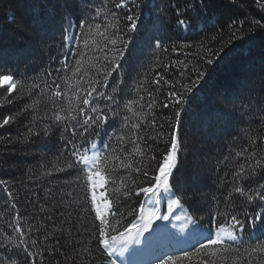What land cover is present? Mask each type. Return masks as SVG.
<instances>
[{"label":"snow or ice","instance_id":"6c2138e0","mask_svg":"<svg viewBox=\"0 0 264 264\" xmlns=\"http://www.w3.org/2000/svg\"><path fill=\"white\" fill-rule=\"evenodd\" d=\"M74 2L75 7L70 8L67 4L34 0L19 16L13 12L7 18L11 28L0 39V87H3L0 96L11 95L15 90L18 99L36 96L50 102L42 114L32 116L22 138L56 134L66 149L57 157L62 166L53 163L47 168L41 164L40 176L51 177L72 170L75 177V183L69 188L47 187L42 197L32 192L30 196L35 199H25L31 205L27 215L19 212L17 190L0 180L8 205L0 211V264H94L95 253L105 258L104 264H137L136 258L153 253L162 239L161 234L168 232L166 224L155 229L153 225L157 221L173 223L170 217L174 209L182 206L183 199L195 200L202 191L204 180L214 170L213 150L223 149L221 142L226 135H231L228 154L221 159L217 153L215 160L217 166L225 165L233 170L225 173L230 179L220 177L217 182L218 188L224 187L222 200L217 203L224 207L218 208L211 217L214 223L223 218L215 236L200 240L199 233L194 231L196 217L187 214L179 224V232H189L190 240L195 241L194 251L181 249L182 256L165 253L147 264H183L185 260L191 264L193 256L199 257L197 264H253L254 254H264V242L243 250L235 247V242L246 228L264 230V183L255 182L264 172V144L260 143L264 135L254 126V122H259L264 127V95H256L254 85H240L231 93L219 96L211 107L195 111L193 104L200 96L201 86L211 76L210 71L200 67L192 69L195 79L185 77L189 79L187 84L176 82L179 90L176 84L156 72L151 81L155 88L146 87L145 76L130 90L136 95L123 99V80L112 79L123 67L134 39L131 34L140 32L145 23L151 21L145 49L154 54L161 49L167 52L158 33L187 32L198 27L208 17L209 5L205 0H186L182 5L172 0L167 8L159 7L154 0ZM255 4L264 10V0H255ZM57 27L60 49L73 42L75 46L53 57V30ZM228 27L231 42L255 36L256 29L264 28V24L259 21L250 24L247 33L244 20H231ZM200 47L206 53L200 59L208 66L214 64L211 57L219 59L224 52L223 48L214 52L206 42ZM172 50L176 51V47ZM69 53L71 61L67 59ZM45 57L49 61L58 60L60 66L46 71L43 78L38 74L30 77L26 72L19 73L20 64L42 63ZM6 60L14 61L15 67ZM164 67L167 69L169 65ZM164 86H170L171 90L162 107L170 109L171 115L161 117L164 122L158 123L154 93L162 91ZM12 102V99L4 101ZM37 103L38 99L33 100L15 115H4L0 128L29 113ZM110 122L113 130L107 139L100 141L101 148L95 137ZM230 128L239 129L243 135L229 133ZM243 139L247 144L236 148L237 142ZM233 149H236L234 157ZM182 154L185 158L190 155L192 163L190 183L178 194L171 181L179 169ZM118 170L121 175L114 176ZM129 173L137 175L129 181ZM138 181L145 186H138ZM133 193L143 194V201L138 208L121 211ZM237 196L246 205L259 202L261 210L251 216L243 213L244 219L228 212V208L236 206ZM165 201L167 211H162ZM129 216L133 217L132 221L124 225L122 221ZM190 240L177 241L175 235L168 236L169 243ZM210 248L212 251H207ZM257 264H264V259Z\"/></svg>","mask_w":264,"mask_h":264},{"label":"trees","instance_id":"16d2710c","mask_svg":"<svg viewBox=\"0 0 264 264\" xmlns=\"http://www.w3.org/2000/svg\"><path fill=\"white\" fill-rule=\"evenodd\" d=\"M34 0H0V39H3L11 25L8 23V17L13 12L17 16L25 10L26 6L33 3ZM42 3H61L67 4L70 8L75 7L74 0H39ZM103 0H97V3H101ZM154 2L162 8H167L172 0H154ZM178 5L186 3V0H175ZM209 5L208 17H205L202 23L190 29L187 32L180 31H167L159 32L158 35L161 38L164 48H168L165 52L163 49L157 50L154 54L151 51H147L144 47V41L146 39L147 31L151 25V21L142 26L141 31L138 33L131 34L134 36L129 52L127 53L123 67L113 74V80L122 79L123 84L121 88V98L136 95V93L130 90L137 83L138 80L145 78L148 81L146 87L155 88L156 85L151 84V81L155 77L156 72H160L166 79L176 84L177 81L187 84L189 79L185 77L195 79V73L192 71L195 67H200L206 71L211 72V76L207 79V83L201 86L200 96L193 104L195 111H203L206 108L211 107L212 102L219 96L229 94L235 90L238 86L254 85V93L256 95H264V28H257L256 34L253 37L246 39H233L229 42V36L231 31L228 24L231 20H244L245 28L244 32L247 33L248 26L254 24L256 21L264 24V10H261L256 4L255 0H236L235 3H230L229 0H205ZM171 9L169 8V11ZM122 11V10H118ZM147 15V12H146ZM201 28L203 30H201ZM55 39L53 40V47L51 49V56L57 57L61 52L68 48L75 46L73 44H65L64 49H60V30L59 27L53 30ZM202 42H206L208 47H211L214 52H219L221 48L224 52L220 53L219 59H214V64L208 66L205 62L200 59L201 56L205 55V50L200 47ZM192 45V47H180L181 45ZM173 46L176 47V51H173ZM158 57V60H157ZM69 61L72 60L71 54L67 55ZM87 59V57L85 58ZM6 63H13L14 61H5ZM165 65H169L165 69ZM58 60L49 61L45 57L44 61H35L25 66L24 64L19 65V73H27L28 76L39 75L41 78L44 77V73L54 67H59ZM181 72L185 75L181 76ZM150 73V74H149ZM61 75H71V73H62ZM163 81H161V84ZM63 87V84H62ZM111 83L109 84V88ZM170 86H164L162 91L154 93L157 100L156 106V118L158 123L164 121L161 117L171 115L170 109L162 107L163 103L168 99V92ZM176 90H179V84H176ZM0 91L3 88L0 87ZM146 95V94H145ZM17 94L15 90L9 95L5 93L4 96H0V122L4 115H15L18 110L24 107L26 103H32L33 100H39V103L35 104L29 113H25L24 116L18 117L15 122L10 125L0 128V180H5L9 183L10 187H14L20 195V199L17 201L19 212L27 215L31 210V205L25 203L26 198L35 199L31 197L32 192L38 193L41 197L44 195V188L47 187H63L69 188L71 184L75 183V177L72 170L55 173L51 177L40 176L42 169L41 164H44L47 168H51L53 163L61 167V162L57 159L62 151L66 149L62 146L63 142L59 139L58 135L53 134L50 137L33 136L27 140L23 139V135L26 133V127L33 115L39 116L44 112L47 107H50V102H45L44 97H32L29 99L16 98ZM6 99H12L11 104H6ZM125 115H129L124 110ZM119 126V122L115 125ZM254 126L259 128L260 134L264 135V127L259 126V122H254ZM113 130L112 122L104 130L100 131V136L95 137L98 142V146L102 148L100 141L107 139L108 133ZM229 133L243 135L239 132V129H229ZM11 140L12 143H8ZM231 141V135H226L225 139L221 142L224 147L222 150L214 149L213 153L220 154V158L223 159V155H227L229 148L228 144ZM260 143L264 144V141ZM247 144V140L243 139L236 144V148ZM163 147V146H161ZM235 150H232L233 157L235 156ZM192 158L190 155L185 158L181 155V161L179 169L174 173L172 178V184L174 190L180 194L185 190L186 185L190 183L189 174L191 168ZM226 164L228 162H225ZM213 171L207 176L203 182L202 191L198 193L195 200L183 199L182 206L174 209L173 216L170 219L173 223L157 221L154 225L155 229L157 225L166 224L168 232L161 234L162 239L155 246V250L150 255H142L141 261L144 258L154 259L158 252V247L161 242L166 241L171 248V251H163L165 253L183 255L181 249L189 252H193L192 247L195 244L194 240H190L189 232H179L180 222L185 221L187 214H191L196 217V225L194 231L199 233V239L205 240L209 235L215 236L218 224L223 222V218H218V221L214 223L211 219L212 216L216 215L217 209H223V204H218L217 200H222V193L224 187H217V182L220 177H225L226 172H231V167L225 165H216L215 157L212 161ZM114 176L121 175L120 171L113 173ZM136 173H129L127 179L130 181L135 177ZM39 176V179L35 177ZM215 176V177H214ZM230 179L231 177H225ZM143 178L141 177V180ZM256 183H264V172L255 178ZM245 183H249L245 181ZM138 186H145L139 181ZM85 191H87L85 189ZM215 197V199H213ZM144 199L143 194L140 196H133L128 200L127 204L121 208V211H126L128 207H137L139 203ZM242 198L236 197V206L234 208H228L227 211L238 215L241 219H244L243 213L247 212L249 216L254 212L260 211L259 202L252 205H246L241 203ZM249 206V209L247 208ZM8 207L6 204V195L2 191V185H0V211L5 210ZM90 208V200L88 202ZM162 211H167V202L165 201L162 205ZM94 217V213L92 214ZM178 218V219H177ZM133 217H126L122 221L124 225L130 223ZM98 224V222H96ZM173 224L177 227L173 228ZM2 228V224H0ZM169 234L175 235L177 241H182L186 238L190 240L189 243H169ZM258 242H264V230L258 228H246L245 231L239 234V238L235 242V247L241 250L255 245ZM85 244L87 241L85 240ZM198 248L199 245H196ZM207 251H212L208 249ZM235 255V254H233ZM199 257L193 256L191 264H197ZM247 259V257H245ZM253 264H257V261L264 259V254H254ZM105 258L99 253H95L94 264H104ZM137 262L138 264L141 262ZM183 264H188L185 260Z\"/></svg>","mask_w":264,"mask_h":264},{"label":"rangeland","instance_id":"374dc122","mask_svg":"<svg viewBox=\"0 0 264 264\" xmlns=\"http://www.w3.org/2000/svg\"><path fill=\"white\" fill-rule=\"evenodd\" d=\"M137 262L141 261V256L137 257Z\"/></svg>","mask_w":264,"mask_h":264},{"label":"bare ground","instance_id":"6f19581e","mask_svg":"<svg viewBox=\"0 0 264 264\" xmlns=\"http://www.w3.org/2000/svg\"><path fill=\"white\" fill-rule=\"evenodd\" d=\"M215 155H216V154L214 153V157H215ZM213 159H214V158H213ZM214 177H215V176H214ZM247 208L249 209V206H248Z\"/></svg>","mask_w":264,"mask_h":264}]
</instances>
